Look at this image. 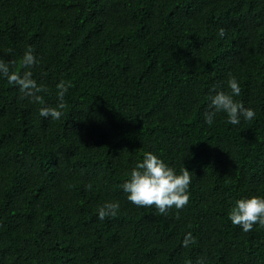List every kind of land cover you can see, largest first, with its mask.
<instances>
[{"label":"trees","instance_id":"obj_1","mask_svg":"<svg viewBox=\"0 0 264 264\" xmlns=\"http://www.w3.org/2000/svg\"><path fill=\"white\" fill-rule=\"evenodd\" d=\"M0 60L46 89L0 76V264H264V227L229 218L264 198V0H0ZM231 77L255 116L209 125ZM147 152L190 172L183 208L127 199Z\"/></svg>","mask_w":264,"mask_h":264},{"label":"clouds","instance_id":"obj_2","mask_svg":"<svg viewBox=\"0 0 264 264\" xmlns=\"http://www.w3.org/2000/svg\"><path fill=\"white\" fill-rule=\"evenodd\" d=\"M220 37H224L225 30L221 28L218 32ZM14 63L10 61L5 63L0 60V76L7 79L9 84L15 85L23 94L22 98H31L33 102H39L42 97L39 93L46 91L38 86L35 79L32 78L31 71H24L22 74L16 71H10L9 65ZM25 69L34 66L37 61L31 51L25 52L22 61ZM228 88L231 94L224 91L215 92L210 97L208 110L205 112V122L209 125L217 113H226L228 123L238 125L241 118L251 120L255 112L251 108H246L242 103H237L234 96H239L241 88L235 77H231L228 82ZM59 103L56 108L44 107L40 109V115L53 120H59L63 115L60 109L65 107L63 103L64 95L69 87L64 81L56 85ZM191 183L190 172L184 167L181 174H177L173 168L166 165L160 158L151 152L144 154L142 162L130 172V178L125 181L121 187L127 193V199L137 206L152 207L164 214L173 206L176 209L183 208L189 201L188 189ZM90 188L91 185H88ZM119 209L118 203H106L98 209V218L104 220L106 217H115ZM229 218L234 225H238L247 233L253 229L254 225L264 227V198L251 197L236 201L235 206L229 213ZM192 240L189 233L184 241V245Z\"/></svg>","mask_w":264,"mask_h":264}]
</instances>
